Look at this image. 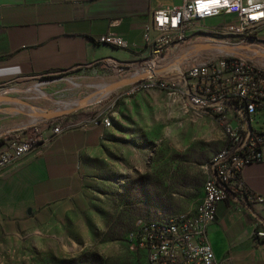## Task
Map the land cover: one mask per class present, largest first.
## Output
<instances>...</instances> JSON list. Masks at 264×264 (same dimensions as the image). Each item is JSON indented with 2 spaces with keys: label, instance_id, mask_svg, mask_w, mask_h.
Returning <instances> with one entry per match:
<instances>
[{
  "label": "rangeland",
  "instance_id": "374dc122",
  "mask_svg": "<svg viewBox=\"0 0 264 264\" xmlns=\"http://www.w3.org/2000/svg\"><path fill=\"white\" fill-rule=\"evenodd\" d=\"M128 81L105 59L0 86V130L71 110L111 121L78 197L31 209L0 191V264H143L133 241L144 223L195 213L224 125L149 82L126 96Z\"/></svg>",
  "mask_w": 264,
  "mask_h": 264
},
{
  "label": "built area",
  "instance_id": "2783aa9c",
  "mask_svg": "<svg viewBox=\"0 0 264 264\" xmlns=\"http://www.w3.org/2000/svg\"><path fill=\"white\" fill-rule=\"evenodd\" d=\"M76 17L86 14L82 2H75ZM221 18L216 27L206 28L207 18ZM264 25V0H182L179 5L152 10L144 25L148 52L133 60L108 58L114 73L131 82L123 92L129 95L138 82L168 83L186 88L192 103L219 117L232 135L229 154L217 165L218 182L203 191L196 208V226L186 232L171 230L138 233L134 246L145 254L143 264H230L218 260L209 238L220 202L242 208L264 203V197L247 188L245 169L264 161V58H247L240 53L197 46L248 47L260 45L258 32ZM98 43L127 50L129 42L108 32ZM188 50V51H187ZM186 52L181 55V52ZM180 54V55H178ZM170 64V68L166 66ZM74 110L69 111L70 115ZM38 117L20 128L0 135V172L25 157L45 154L49 145L65 131L90 124L106 125V115L84 114L73 122L65 116ZM157 223L154 220L145 224ZM177 232V240H169ZM264 238V229L257 231Z\"/></svg>",
  "mask_w": 264,
  "mask_h": 264
},
{
  "label": "crops",
  "instance_id": "0c3cea01",
  "mask_svg": "<svg viewBox=\"0 0 264 264\" xmlns=\"http://www.w3.org/2000/svg\"><path fill=\"white\" fill-rule=\"evenodd\" d=\"M75 2L84 4V16L74 15ZM180 3L181 0H0V86L108 58L129 61L145 56L148 49L144 25L150 12ZM108 32L124 37L130 48L98 43L99 37ZM258 40L260 45L248 46L242 54L247 58L264 54V25ZM79 113L72 112L69 119L77 121ZM106 130L98 123L65 131L44 155L31 154L1 171L0 191L13 199L23 197L31 209L78 197L92 166L88 158L103 142ZM7 131L1 129L0 135ZM18 170H23L25 180L17 175ZM244 175L247 188L264 197V161L247 166ZM263 229L264 203L236 208L220 202L216 221L209 229L216 258H229L230 264H264V238L256 235Z\"/></svg>",
  "mask_w": 264,
  "mask_h": 264
},
{
  "label": "bare ground",
  "instance_id": "6f19581e",
  "mask_svg": "<svg viewBox=\"0 0 264 264\" xmlns=\"http://www.w3.org/2000/svg\"><path fill=\"white\" fill-rule=\"evenodd\" d=\"M149 87H158L163 90L169 91L171 94H175L180 96L188 105L193 108L195 111L200 113H206V109H203V107L197 105L196 103H192L188 95H186V88H180V87H169L168 83H148ZM131 90V89H129ZM217 119L218 122L222 123L225 128V143L224 145L212 156L211 159V166L209 168V175L207 177V180L205 182V188L204 191H209V186H214L215 183L218 182V173H217V165L218 162L222 157H225L229 154L230 146L232 145V135L230 133V130L228 127L221 121L219 117H214ZM106 125L109 126L111 124L110 119L106 118ZM196 219H197V210L195 213L191 216L186 217H176V218H170L168 221L157 224V223H151L144 227V232H151V231H157L158 234H168V226L164 224H171V230H178V232H186L189 230L190 227L196 226ZM169 240H177V232H169Z\"/></svg>",
  "mask_w": 264,
  "mask_h": 264
},
{
  "label": "water",
  "instance_id": "95a60500",
  "mask_svg": "<svg viewBox=\"0 0 264 264\" xmlns=\"http://www.w3.org/2000/svg\"><path fill=\"white\" fill-rule=\"evenodd\" d=\"M203 48H214V49H219L227 53H240V54H242L243 50H245V47H228V46H197L193 50H200ZM128 82L130 83L131 81L129 80ZM58 115H60L59 112H50L45 117L47 118V117H53V116H58Z\"/></svg>",
  "mask_w": 264,
  "mask_h": 264
},
{
  "label": "trees",
  "instance_id": "16d2710c",
  "mask_svg": "<svg viewBox=\"0 0 264 264\" xmlns=\"http://www.w3.org/2000/svg\"><path fill=\"white\" fill-rule=\"evenodd\" d=\"M166 221H168V219H166V220H156V221H154V222H160V223H164V222H166ZM151 224V223H150ZM144 225V227H146L147 225H149V224H143ZM143 225L140 227V229H139V231H138V233L143 229ZM138 233H137V235H138Z\"/></svg>",
  "mask_w": 264,
  "mask_h": 264
}]
</instances>
